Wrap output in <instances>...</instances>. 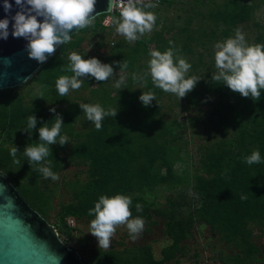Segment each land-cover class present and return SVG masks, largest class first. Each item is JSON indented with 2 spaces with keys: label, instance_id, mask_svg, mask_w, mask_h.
<instances>
[{
  "label": "trees",
  "instance_id": "16d2710c",
  "mask_svg": "<svg viewBox=\"0 0 264 264\" xmlns=\"http://www.w3.org/2000/svg\"><path fill=\"white\" fill-rule=\"evenodd\" d=\"M249 1L244 3L242 0H223L220 4L214 3L216 7L209 12L207 18L214 22L215 28L210 27L206 34L215 38V32L221 25V35L228 36L237 26L249 22L258 5L264 4V0ZM103 16L105 14L97 16L93 26L72 34L70 42L60 45L30 78L31 81L40 84L54 85L55 95L52 100L54 106L62 100L67 101L65 96L59 95L56 81L61 76L73 75L66 70L70 64L69 55L75 51L84 59L91 57L99 59L97 55L90 56L85 53L81 44L84 33L88 31L97 33L107 29L99 19ZM116 16H119V13ZM254 24L259 27L256 22ZM202 27L203 25L198 27L199 36L205 34L201 31ZM187 33L189 42H192L195 35ZM152 35L139 39L133 44L125 43L122 49L112 53L113 58L109 62L102 60L101 62L111 64L114 70H120L114 62L126 60L128 63L126 70L133 69L134 64L143 56L150 54L148 42L158 37V33ZM169 42L165 40L163 43L170 45ZM254 44H264V31H258L254 41L249 45ZM103 45V41L97 42L98 47ZM146 65L147 63L140 65L139 68L144 70ZM212 74L209 72L205 74L198 88L191 92L189 102L194 103L197 97L215 96L216 104L210 113L215 121L211 126L216 130L224 126L232 130L233 135L231 139L215 140L208 146L198 147L203 151L199 156L196 172L191 176L192 183L183 180L184 177L176 174L172 167L175 160L173 154L177 151L174 145L175 139H171L172 129L174 124H179L174 121L170 123L162 121L159 116L160 105L156 99L148 107L143 106L139 100L142 92L148 91L153 92L158 98L160 89L153 83L143 87V91L134 89L135 81L129 77L124 88L116 89L113 96L105 92L102 86L90 89V93L97 96L92 104H100L106 110L118 109L116 117L105 118L100 130H96L94 124H88L86 130L75 129L74 122L77 117L75 112L80 110L78 107L69 110L60 108L56 111L62 116L64 123L60 134L69 135L68 140H71V143L64 146L50 145L51 152L44 163L50 162V167L54 170L61 169L63 163L81 164L87 173L84 181L76 180L69 184L70 202L61 204L54 215H49L51 206L49 207L41 199V195L46 193L35 185L36 179L28 185H17L19 193L43 216L52 218L51 223L65 243L68 242L73 231L68 226L67 219L94 217L90 216L88 211L94 208L102 195L112 197L122 194L131 197L130 210L134 217L150 219L156 215L163 218L164 233L170 242L161 249L159 259L154 258L150 246L143 245L125 256L111 251H101L97 258L87 261L90 264H167L176 256L180 242L190 234L196 222L207 225L212 231H217L226 243L232 245L237 251L231 257L234 264L251 263L259 252V247L253 241V229L264 231V89H261L259 100L244 98L239 93H233L222 82H213ZM90 80L95 79L87 77L82 87L88 88ZM98 84L100 85L99 82ZM50 108L53 107L44 106L38 100L26 102L24 95L14 93L12 89L0 90V170L2 172L8 173L5 164L13 162L9 148L5 147L4 143L20 136L28 145H38L40 143L38 129L46 123L49 127L54 124L56 113L50 112ZM33 114L37 118V126L32 130L29 138V134L22 129L27 124V117ZM181 125H185L184 120ZM66 146V156L60 155L59 151ZM254 150L260 152L262 162L248 165L244 157L251 155ZM16 158L20 160L18 164L20 167L32 168L33 177L40 180L42 174L35 171L40 165H29L23 152L20 156L17 153ZM183 181L189 184L199 199V205L186 215L180 214L184 207L181 196L179 199L172 197L166 199L168 210L159 209L155 206L153 198L146 199L144 196L160 186L176 189ZM242 195L247 199L242 200ZM138 203L143 206L142 212L136 211L135 206Z\"/></svg>",
  "mask_w": 264,
  "mask_h": 264
},
{
  "label": "rangeland",
  "instance_id": "374dc122",
  "mask_svg": "<svg viewBox=\"0 0 264 264\" xmlns=\"http://www.w3.org/2000/svg\"><path fill=\"white\" fill-rule=\"evenodd\" d=\"M222 1L223 0H163L156 8L148 9L155 13L157 17L156 24L151 33L145 34L140 39L157 32L158 37L148 42L150 51L158 50L163 53L172 46L179 49L178 55L191 64V68L186 74L187 77L197 76L201 78L197 82L195 88H198L207 72L215 73L217 71L214 60V46L216 43L223 42L229 37H234L237 28L242 29L247 44H251L254 41V37L258 31H264V4H260L254 11L252 19L247 23L237 26L230 31L228 36L221 35V25H219V30L215 32V38H212L210 34H206L209 32L210 27L215 28L214 22L207 18V15L216 7L214 3L220 4ZM242 1L244 3L250 2L249 0ZM112 15L116 16L115 13ZM105 18L106 16L99 18L102 25H104L103 21ZM254 22H256L259 27H256ZM199 25H203L201 31H204L206 35L203 33L200 34V36L198 35ZM106 28L107 29L100 30L97 33L93 31L84 33V40L81 47L88 55H97L100 61L109 62L110 59L113 58V52L122 49L125 43L133 44L134 42L129 43L125 37L117 34L114 26ZM187 32L195 35L192 42H189V35ZM165 40L171 41L172 46L163 43ZM98 41H103L104 45L98 47ZM150 58V54L143 56L138 63L134 64L135 67L133 69L125 70L123 73H121L120 70H114V76L110 77L105 82H99L100 85L96 80H90L88 88L81 87L78 90H70L65 96L67 101L62 100L61 103L55 106L52 103L55 95L53 84H40V82L31 81L29 79L21 86L13 88L12 90L14 93L24 95L26 102L30 103L38 100L44 106L51 105L56 111H59L60 108L64 110H69L73 107L80 108V103L92 104V102H95L97 96L91 94L90 89L102 86L105 88V92L113 96L117 89L114 87V84L121 75L125 76L122 88H124L125 83L129 77H132L133 73L141 75L143 72L142 75H144L148 71V61ZM145 63H147L145 66L146 68L141 70L139 66ZM151 83L152 81L149 75L146 77V85ZM143 87L145 86H142L136 81L133 83L134 89L143 91ZM159 91L160 96L156 98V101H158L160 105V118L162 121L168 123L174 121L179 124H174L172 129L173 134L171 136V139H175L174 145L177 147L176 153L173 154V158L175 159L172 166L173 171L181 177H184L183 180H188L192 183L193 180L191 176L196 172L199 165L198 159L203 151L201 148L198 149V147L208 146L215 140L231 139L233 132L224 126H221L218 130L212 128L211 123L215 121V119L214 117L212 118L210 113L213 106L216 104L215 96H208L205 98L197 97L194 103H190L189 98L192 91L181 99L175 94L164 92L161 89ZM75 113L77 114L76 121L74 122L75 129L77 131L86 130L88 124H92L91 121L87 120L81 108ZM182 120L185 122L184 126L181 125ZM66 136L69 138V135L66 134ZM68 141L70 145L71 140ZM4 145L9 148V151L11 147L16 146L18 155L20 156L25 146L28 144L19 136L17 139L4 143ZM60 148L62 149V147ZM66 149L67 146L60 150V155H65ZM5 167L8 168V173H4L1 170L0 172L3 173L16 188L17 185H28L30 184L29 182L36 179L35 185H38L40 190L42 189L46 193L45 195H41V199L46 202L49 207L51 206V209L49 208V215H54L61 204L70 202L71 190L69 184L71 182L76 180L84 181L87 178L85 168L81 164L63 163L61 169H51L54 173L59 175V179L56 181L50 178L45 179L43 175L38 181L36 177H33L31 172L32 168L20 167L14 162L5 164ZM144 196L146 199L153 198L156 203L155 206L165 210H168V203L166 201L168 197L179 199L181 196V201H183L184 206L180 212L181 215L192 212L193 209L199 205V199L193 193L189 184H186L184 181L181 186L176 189L170 186H160L151 193L144 194ZM177 214H179L178 211ZM132 217L135 218L134 216ZM45 218L51 223V217ZM92 219H94V217L80 218L74 220L73 225L68 224L73 231L72 236L66 244L76 249L80 257H82L81 259L86 263H88L87 261L89 259L94 260L97 258V255H99L101 251H111L125 256L132 251H136L143 245L150 246L154 258L159 259L161 257V249L170 242L169 238L164 233L163 218L154 215L150 219L144 218V230L135 241L131 240L126 226H120L116 229V234L112 238L110 247L108 249L98 248L97 239L88 233ZM253 235V241L259 247V252L256 253V259L247 264H264V231L254 228ZM236 252L237 251L233 249L231 244L226 243V241L220 237L217 231H212L207 225L196 222L190 234L180 242V249L176 256L170 262H167V264H234L231 261V257L233 253Z\"/></svg>",
  "mask_w": 264,
  "mask_h": 264
},
{
  "label": "clouds",
  "instance_id": "9594fccd",
  "mask_svg": "<svg viewBox=\"0 0 264 264\" xmlns=\"http://www.w3.org/2000/svg\"><path fill=\"white\" fill-rule=\"evenodd\" d=\"M96 2L97 0H15L19 10L11 18L14 21L11 35L27 41L25 50L29 59L40 64L46 63L48 57L55 53L57 46L70 42V33L73 30L79 32L94 25L97 16L101 14L94 15ZM157 5L153 0H109L103 23L106 27L114 26L117 34L132 43L153 31L157 17L148 9H154ZM3 7L6 13H10L12 4L9 0H4ZM116 11L119 12L118 17L112 15ZM9 23L8 18L0 20V39L7 40ZM169 43L172 44L171 41ZM178 53L179 49L174 46L163 53L152 50L148 71L144 75L133 73L132 79L146 86V77L150 75L155 87L175 94L179 99L184 98L201 78L187 77L191 64ZM69 60L70 64L66 70L73 75L61 76L56 81V89L61 97L66 96L70 90L80 89L87 77H92L97 82H105L114 76L113 66L102 63L96 57L84 59L73 51L69 55ZM214 60L217 71L211 76L213 82H222L233 93H239L244 98L259 100L261 89H264V44H247L242 29L237 28L234 37L215 44ZM114 63L119 66L121 73L128 68L126 60ZM124 81L125 76L121 75L114 87L122 89ZM155 99V94L151 91L142 92L139 96L145 107L151 106ZM79 107L87 120L94 124L96 130L102 128L105 118H114L118 113L117 108L106 110L100 104L80 103ZM49 111L56 113L55 108H50ZM63 124L62 116L56 113L51 127L46 123L38 129L40 143L36 146L26 145L23 150L29 165H40L35 171L41 173L45 179L50 178L53 181L59 179V175L51 170L50 162L47 164L44 162L51 152L50 145L64 146L69 143L68 137L60 134ZM36 126L37 118L33 114L27 117V124L22 130L27 132L30 138ZM17 153V147H11L10 155L13 157V162L20 164V160L16 158ZM244 160L248 165L262 162L258 150L244 157ZM5 187L0 184V190ZM241 199L246 200L247 197L242 195ZM131 205L132 199L129 196L102 195L94 208L89 209L88 214L94 216V219L90 222L88 233L97 239L98 248L108 249L116 229L120 226H126L131 240L135 241L139 238L144 230L145 220L139 216L132 217ZM135 207L137 212L143 211L141 204L138 203Z\"/></svg>",
  "mask_w": 264,
  "mask_h": 264
},
{
  "label": "water",
  "instance_id": "95a60500",
  "mask_svg": "<svg viewBox=\"0 0 264 264\" xmlns=\"http://www.w3.org/2000/svg\"><path fill=\"white\" fill-rule=\"evenodd\" d=\"M3 3L0 0V20L8 18L10 23L7 40L0 39V90L21 86L44 64L28 58L25 39L11 35L14 23L11 18L19 10L15 0H9L10 13L4 11ZM108 4L109 0H97L94 15L104 14ZM75 33L73 30L70 35ZM0 184L6 186L0 190V264H89L62 240L54 225L31 207L1 172Z\"/></svg>",
  "mask_w": 264,
  "mask_h": 264
},
{
  "label": "built area",
  "instance_id": "2783aa9c",
  "mask_svg": "<svg viewBox=\"0 0 264 264\" xmlns=\"http://www.w3.org/2000/svg\"><path fill=\"white\" fill-rule=\"evenodd\" d=\"M161 1H162V0H153V2H156L157 4H159ZM114 13L118 14L119 12L116 11V12H114ZM67 222H68V224L73 225V224H74V219L69 218V219L67 220Z\"/></svg>",
  "mask_w": 264,
  "mask_h": 264
}]
</instances>
